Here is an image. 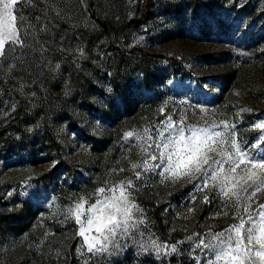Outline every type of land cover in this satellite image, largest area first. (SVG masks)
<instances>
[{
  "label": "rangeland",
  "instance_id": "obj_1",
  "mask_svg": "<svg viewBox=\"0 0 264 264\" xmlns=\"http://www.w3.org/2000/svg\"><path fill=\"white\" fill-rule=\"evenodd\" d=\"M141 1L13 5L23 43L6 42L0 55V136L11 145L8 156L0 154V211L7 221L0 264H210L216 254L198 247L201 241L248 219L243 209L252 189L244 188L252 182H245L243 165L235 173L227 164L214 166L217 179L203 191L199 174L173 181L159 168L131 165L160 163L145 149L150 133L168 142L155 136L168 118L225 133L208 141L224 157L237 153L233 143L245 148L264 137L257 127L264 125V0H152L151 18L126 26ZM99 18L126 28L111 42ZM142 97L151 101L137 106ZM127 132L134 136L126 139ZM149 151L159 156L155 145ZM160 151L175 159L185 149L180 143ZM257 151L264 154V145ZM129 180L136 209L127 229H115L106 251L89 252L80 228L101 216L109 189ZM80 203L77 223L72 213ZM246 203L250 212L261 211L264 186ZM112 211L104 210V220ZM86 235L89 242L100 235L96 223Z\"/></svg>",
  "mask_w": 264,
  "mask_h": 264
},
{
  "label": "snow or ice",
  "instance_id": "obj_2",
  "mask_svg": "<svg viewBox=\"0 0 264 264\" xmlns=\"http://www.w3.org/2000/svg\"><path fill=\"white\" fill-rule=\"evenodd\" d=\"M23 2V0H0V55L4 54V47L6 42H11L14 45H22L23 40L19 34L18 28L15 24L16 17L12 15L13 5ZM163 112V109L161 110ZM163 128L158 129L155 136L164 137L168 140L164 143L161 140L157 143L156 138L150 133L149 140L151 144L149 148L145 149V153L150 155L152 161L160 160V163H153L150 167L147 165V160L142 165L133 163L131 167L137 169L143 167L144 170L161 169L157 174L164 177V179H172L173 181L179 180L182 177L197 178L201 181L200 189L203 191L208 185L209 179H217L215 167L224 164L229 166V171L235 173L237 169H240L243 165L242 171L246 173V183L251 181L244 188L245 193H249V189L252 191L245 197L244 212L248 213V219L245 221L241 219L239 225H233L226 229L224 232L215 233L211 235V242L205 243L203 240L198 247H204L216 254V260L211 261L210 264H217L220 260L228 261V264H264V204L260 205L261 211L250 212V205L246 202L255 195L256 192L261 190V186H264V154L259 153L257 150L264 145V137L257 138L258 143L251 144L245 148H241L239 144L233 143V147L237 149L236 154H228L223 156L222 148L218 149L208 144L209 140L219 138L225 133L214 131L213 128H186L181 121L180 124H173L171 119L168 118L165 122H162ZM225 128L228 126L225 124ZM257 127H264V125H258ZM186 131L190 134L186 135ZM165 132L169 135L166 137ZM174 133V137L172 134ZM137 136L139 134H136ZM134 136L133 132H127L125 138H131ZM184 144V154L179 155L173 159V156L166 154L164 151H160L161 146L164 150L169 149L173 144ZM152 145H155L159 156L151 154L149 149ZM220 158H213L209 153H218ZM250 165L251 167H248ZM141 176L140 172L136 173V179ZM133 181L129 180L126 184L115 186L108 191L113 195L107 197V203H104V207L100 209L101 216L89 218L88 228L81 227L79 235L84 238L88 243L89 252L106 251L108 242L116 235L115 229L124 226L127 229L128 221L132 218V212L136 209V205L130 203L129 193L127 189L133 187ZM101 194L105 193V189H99ZM118 193V194H117ZM228 195L227 192L224 193ZM208 198L205 197V202ZM98 201V205L101 204ZM83 208V204H77L76 210L72 214L74 215L77 223H80V211ZM97 205H93L89 211H94ZM105 209L113 210L104 220L103 212ZM191 211V209L189 210ZM239 215V211L237 212ZM143 222V221H141ZM96 223V231L100 235L93 238L92 242H89V236L86 232L90 231L93 224ZM247 225V227H245ZM172 251H175V247H172Z\"/></svg>",
  "mask_w": 264,
  "mask_h": 264
},
{
  "label": "trees",
  "instance_id": "obj_3",
  "mask_svg": "<svg viewBox=\"0 0 264 264\" xmlns=\"http://www.w3.org/2000/svg\"><path fill=\"white\" fill-rule=\"evenodd\" d=\"M151 1L152 0H142L141 3H139L137 6L135 15L127 21L126 26H128L130 24L141 25V24L146 23L152 16ZM98 22L101 26L102 33L105 34V36H107L111 42H114V39H116L118 37L119 33H122L126 28L125 24L120 25V26H116V25H114V24H112V23H110L104 19H100V18L98 19ZM115 54H116V51L113 52V55H115ZM140 64H141L140 61H138V65H140ZM139 68H140V70L145 72L146 75L148 76V70H147L146 66L141 65ZM112 83H113L114 89L118 93V95L122 96L123 105L125 108V99H124L125 91L122 87L123 83H122L121 77L119 79V73L116 72L115 69H114V74L112 77ZM150 101H151L150 97H142L139 100H137L136 105L138 103H139V106L141 104H148ZM131 111H132V109L129 110L125 116H129V113ZM126 112H127V110H126ZM10 150H11L10 140L6 137V135H1L0 136V154L3 157H6L10 154ZM61 164H62L61 161H59L57 163V166H60ZM6 223H7V221H6V219L2 218V212L0 211V233H1V230L4 228V225L6 228V226H7Z\"/></svg>",
  "mask_w": 264,
  "mask_h": 264
}]
</instances>
